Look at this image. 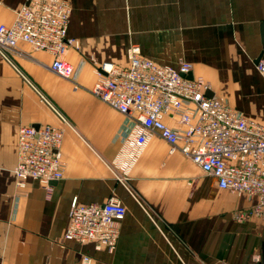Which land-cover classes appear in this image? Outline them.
Segmentation results:
<instances>
[{
    "label": "crops",
    "instance_id": "crops-1",
    "mask_svg": "<svg viewBox=\"0 0 264 264\" xmlns=\"http://www.w3.org/2000/svg\"><path fill=\"white\" fill-rule=\"evenodd\" d=\"M25 0H0V23H10ZM67 36L77 46L64 57L73 77L55 74L52 56L19 43L0 54V264H255L264 258L262 221L236 220L254 197L217 187L179 152L153 135L123 180L112 161L132 117L91 93L93 64H128L127 48L162 64L180 59L211 90L245 116L264 122L261 49L264 0H66ZM45 95L57 113L39 98ZM49 123L63 132L62 177L50 193L27 178L17 187L18 129ZM104 202L115 196L126 213L111 251L63 239L71 199Z\"/></svg>",
    "mask_w": 264,
    "mask_h": 264
},
{
    "label": "built area",
    "instance_id": "built-area-1",
    "mask_svg": "<svg viewBox=\"0 0 264 264\" xmlns=\"http://www.w3.org/2000/svg\"><path fill=\"white\" fill-rule=\"evenodd\" d=\"M69 12L66 0H25L10 23H0V54L7 57L10 49L26 43L50 53V69L72 79L73 65L64 57L69 48L77 46L67 36ZM127 59L126 66L109 61L93 64L96 78L90 89L95 97L134 120L112 161L116 178H125L151 137L157 135L167 143L169 153L179 152L190 159L215 179L218 188L254 197L252 206L233 216L239 221L256 216L264 229V122L245 116L214 93L207 95L210 82L193 73L190 61L180 59L176 66L158 63L144 56L136 44L127 48ZM255 65L264 75V54ZM62 138L61 128L49 123L19 127L13 167L17 187H24V179L29 178L50 193L51 183L63 175ZM125 213V205L115 196L101 203H82L74 196L62 237L111 251ZM253 258L255 264H264L259 255ZM91 261L88 255L81 258L82 264Z\"/></svg>",
    "mask_w": 264,
    "mask_h": 264
},
{
    "label": "water",
    "instance_id": "water-1",
    "mask_svg": "<svg viewBox=\"0 0 264 264\" xmlns=\"http://www.w3.org/2000/svg\"><path fill=\"white\" fill-rule=\"evenodd\" d=\"M259 29H260V39H261V49L260 52L258 53L257 57L254 60V63L256 64L258 62V60L260 59V57L264 54V20L261 21L260 25H259ZM191 73H188L187 76L191 77ZM207 95L212 96L213 95V91L212 90H208L206 92Z\"/></svg>",
    "mask_w": 264,
    "mask_h": 264
},
{
    "label": "rangeland",
    "instance_id": "rangeland-1",
    "mask_svg": "<svg viewBox=\"0 0 264 264\" xmlns=\"http://www.w3.org/2000/svg\"><path fill=\"white\" fill-rule=\"evenodd\" d=\"M137 45V44H136ZM229 104V103H228ZM231 105V104H230ZM232 106V105H231Z\"/></svg>",
    "mask_w": 264,
    "mask_h": 264
}]
</instances>
